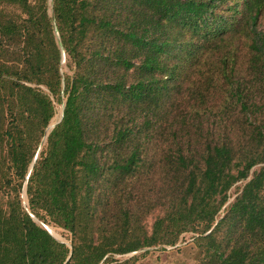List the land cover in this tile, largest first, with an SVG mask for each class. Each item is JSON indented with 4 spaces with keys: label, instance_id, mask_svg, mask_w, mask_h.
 <instances>
[{
    "label": "trees",
    "instance_id": "16d2710c",
    "mask_svg": "<svg viewBox=\"0 0 264 264\" xmlns=\"http://www.w3.org/2000/svg\"><path fill=\"white\" fill-rule=\"evenodd\" d=\"M187 232L195 264H264V0H0V264Z\"/></svg>",
    "mask_w": 264,
    "mask_h": 264
},
{
    "label": "rangeland",
    "instance_id": "374dc122",
    "mask_svg": "<svg viewBox=\"0 0 264 264\" xmlns=\"http://www.w3.org/2000/svg\"><path fill=\"white\" fill-rule=\"evenodd\" d=\"M61 65L64 71L69 72V69L66 66V61L64 58L62 60ZM54 111H55L54 115L50 120L49 129L61 119L62 111H63V101L54 102ZM240 184L241 183H237V186ZM236 188L237 187L231 188L230 200H232L233 197L235 196L237 192ZM21 196L24 204H26L27 198L24 191L21 193ZM154 216L155 214L147 218V224L149 226L151 225ZM37 223L45 227L47 230H49L50 233L58 240L70 244L71 234L67 230L59 226H56L51 222L43 223L42 221L37 220ZM195 236L197 235L192 232L183 233L180 239L178 240L177 245L175 246H165L164 248L161 246H156V247L148 248V252L144 254L143 252L147 248L137 251L136 253H130L123 256L118 255L116 257L123 258V257L131 256L133 254H138L139 259L135 264H195L198 256V249L194 244Z\"/></svg>",
    "mask_w": 264,
    "mask_h": 264
},
{
    "label": "water",
    "instance_id": "95a60500",
    "mask_svg": "<svg viewBox=\"0 0 264 264\" xmlns=\"http://www.w3.org/2000/svg\"><path fill=\"white\" fill-rule=\"evenodd\" d=\"M62 114H63V111H62ZM61 117H62V116H61ZM52 127H53V126H52ZM52 127H51V128H52ZM51 128H50V129H51ZM24 193H25V189H24ZM48 231H49V230H48ZM49 232H50V231H49ZM68 258H69V257H68ZM68 258H67V259H68Z\"/></svg>",
    "mask_w": 264,
    "mask_h": 264
}]
</instances>
